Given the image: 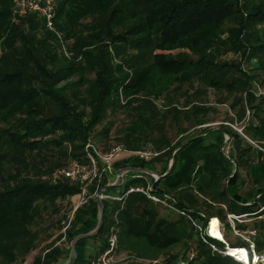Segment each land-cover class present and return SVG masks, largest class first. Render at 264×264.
<instances>
[{"label": "trees", "instance_id": "16d2710c", "mask_svg": "<svg viewBox=\"0 0 264 264\" xmlns=\"http://www.w3.org/2000/svg\"><path fill=\"white\" fill-rule=\"evenodd\" d=\"M131 2L133 6H140V10L130 11L131 4L127 5L123 0L121 3H116V0H58L55 29H63L67 24H77L81 19L96 14V20L91 25L94 31L85 37L78 36L73 43L75 52L83 53L89 58L94 57L90 65L94 68L93 100L86 114L66 97L64 92L67 83L58 86L80 71L82 65L75 62L59 65V52L46 43V37L55 38L53 32L46 29L34 16L14 19L10 1L0 0V120L5 124L0 128L1 149L11 147L14 150L41 153L46 147L53 145L58 149L70 148V158L81 159L89 132L105 111L116 105L114 96L119 90L127 95L128 104L138 100L141 92L159 96L160 91L154 85L156 72L163 76H173L178 82L174 88H178L179 83L186 81L193 73L211 87L224 88L231 94L242 87L247 91L246 103L251 102L253 95L248 89L253 76L243 71L240 63H218L214 59L216 54L228 50L241 52L243 56L247 51L264 49V39L256 29L257 24L264 22V0ZM123 13L132 15L134 22L123 30H117V19ZM41 26L46 29L47 35L38 39L35 37L36 31ZM225 33L227 35L222 37ZM108 44L126 45L142 52L137 57L138 64H129V67L134 65L130 77L127 78V74L123 77L114 76ZM95 46L98 48L95 50L98 52L96 57L91 54L90 49ZM178 49L194 51L199 54V58L193 60L174 52ZM148 50L149 61L145 63L143 61L147 58L142 54ZM230 69L240 72L241 77L223 79ZM238 100L243 99L240 97L236 102ZM262 102L264 97L259 98L258 104ZM139 104L153 107L148 99H141ZM258 104L254 105L256 111L259 110ZM199 110V107H195L193 113L197 114ZM246 130L252 131L257 137H264V119H259L256 125ZM225 134L231 139L235 138L236 133L223 127L207 131L205 127L179 139L166 149H157L161 153L155 158L167 154L165 164L159 170L136 158L119 160L115 165L139 166L163 173L171 151L181 142L190 139L176 148L172 155V165L162 178L154 182L150 177L152 190L157 194L170 196L178 207L187 209L194 219L200 220L202 227L212 216H217L223 224L229 226L224 223L229 212L252 217L261 212L260 207L264 204V163L257 159L249 167L248 175L253 186L251 195L239 193V174L235 165L243 160L241 156L247 147L241 148L240 157H234L231 152L225 154L221 149ZM135 145L128 141L130 148L136 149ZM128 174L134 179L126 182L127 185L124 180L120 186L123 189L130 186L132 180H139L136 184L144 183L141 177L146 174ZM76 191V184L65 179L53 184L22 178L18 171L6 174L0 185V264H14L34 249L38 231L31 230L29 224L34 218L38 202L65 198ZM194 193L209 196L208 200L224 204L226 211L220 208L214 214H206L200 208L193 207L191 203L196 200ZM188 194L194 196L193 202L187 198ZM101 200L103 224L96 235L76 241L74 264H86L92 257L88 252L89 239L104 237L98 251L108 245V226L111 222V219L108 220L109 209L112 205L116 209L119 204L117 201ZM152 204L154 203L141 193L133 192L128 195L118 212V244L123 237L146 240L155 250H164L179 243L180 235L169 230L172 223L158 217ZM97 212L96 199L88 200L75 211L71 222L73 225L66 231L69 241L75 235L86 233L95 227ZM179 216L181 220L185 217ZM188 222L190 223L189 220ZM261 223L264 227V221ZM223 237L227 239L225 232ZM206 239L220 247L224 246L222 242L210 237ZM245 244L243 241L237 245ZM228 245L237 246L236 243ZM255 245L258 253L263 250L260 238H255ZM60 254V250L54 246L43 258L41 255L35 257L32 264H49L51 260L56 261ZM182 259L185 264H242L228 255L212 251L202 237L196 242L192 257L183 256ZM176 262L177 254H170L159 264Z\"/></svg>", "mask_w": 264, "mask_h": 264}, {"label": "rangeland", "instance_id": "374dc122", "mask_svg": "<svg viewBox=\"0 0 264 264\" xmlns=\"http://www.w3.org/2000/svg\"><path fill=\"white\" fill-rule=\"evenodd\" d=\"M121 1L116 0V3H121ZM123 1H126L127 5L132 3V0ZM129 10H140V6H133L131 4ZM95 16L96 14H93L92 16L81 19L77 24H67L63 29H55V32L52 31L55 38L46 37V43L60 54L59 65H67L71 62L82 65L80 71L59 83L58 86L67 83L64 92L66 97L78 110L84 111L86 114H88L93 100L92 85L94 81V68H91L90 65L94 57L89 58L83 53L75 52L73 50V43L78 36L85 37L94 31L91 25L96 20ZM117 21V30H123L134 22V18L129 13H123L119 15ZM256 29L260 31L264 39V22L257 24ZM46 35V29L41 26L36 31L35 37L43 39ZM226 35L227 33L223 34L222 37ZM108 45L111 65L114 68V76L123 77L127 74L126 77H130L134 65L129 67V64H138L139 58L137 57L142 52L126 45ZM90 49L91 54L96 57L98 52L95 50H98V48L95 46L94 48L90 47ZM174 52H178L193 60L199 58L198 53L188 49H178ZM149 54L150 51L148 50L142 56L148 59ZM147 59L143 62L147 63L149 61ZM214 60L218 63H240L242 70L248 75L253 76V79L249 83V88L256 84L260 86L264 85V49L250 50L243 56L241 52L228 50L216 54ZM94 67L96 68V66ZM154 75V85L157 91H160L159 96L141 92L138 94V100H134L132 104H128L126 102L127 95L122 90H119L114 96L116 105L105 111L100 120L92 127L88 137L104 152L116 146L132 149L128 146V141L135 143L136 149L152 148L157 150L166 149L179 139L198 132L205 127H223L230 129L231 132L236 133L235 138L232 139L234 142L229 138L225 142L223 150L225 154L231 152L234 157H240L239 149L247 147L244 155L241 156L243 160L238 165H235V169H237L239 174L237 183L239 193L244 196H250L253 191V186L248 175V170L257 159H260L262 163L264 162V152L248 144L249 142L247 143L238 130L248 135L249 130L246 129L256 124L259 119H264V102L258 104L259 98L255 96H253L251 102H247L246 104H244L243 100L236 102V99L243 96L244 88L238 87L231 94L224 88L216 89L211 87L194 73L190 74L186 81L179 83L178 88H174L178 82L173 79V76H163L158 72L154 73ZM238 77H241V73L230 69L223 76V79ZM141 99H148L153 107L141 106L139 104ZM255 104H258L257 107L259 110L257 111L254 110ZM249 105H252V107H249ZM195 107H199L200 109L197 114L195 112L193 113ZM246 108H248L249 112H246ZM4 126L5 124L0 120V128ZM250 138L264 148V137L260 136L255 138L252 136ZM2 152L5 154H2ZM0 155H2L0 157V185L3 183L6 174H13L16 171L20 173L22 178H32L35 181H49V177L54 169L67 166L73 159L69 156L70 148L66 149L64 147L58 149L53 145H49L41 153L29 152L27 150H14L11 147L5 149L0 148ZM166 155L164 153L159 158H152L147 160L150 162L145 161V163H149L159 170L165 164ZM136 159L139 161V158ZM117 168L119 166L114 165L112 172L109 174L110 178L115 177ZM131 179L134 178L127 174L125 176V183ZM141 179L145 184L151 180L148 175H142ZM136 182H139V180H132L131 185L136 184ZM262 186L264 187L263 181ZM114 191H118L117 187L108 189L109 193ZM194 195L196 196L195 202H193L194 196L192 194H188L187 198L191 200L190 202H193L191 203L193 207L200 208L204 213L214 214L220 208L226 211L224 204L208 200L210 199L209 196L199 193H194ZM73 201L74 195H69L65 198H57L54 201L47 200L38 202L34 218L29 224L31 230L38 231V239L35 247L23 259L18 260L14 264H32L35 257L38 255L42 256L43 251L51 249L54 246L64 252L63 260L67 258L69 255L70 241L67 234L65 238H62V229L67 224L68 216L73 208ZM112 206L109 209L108 220L112 218V213L115 210V207ZM152 208L158 217L165 219L167 223L173 224L169 225L171 226L169 230L175 235H180L179 243L164 250H155L146 240L123 237L119 241L116 257L120 263L124 264H151L153 260H156L159 264L166 255L177 254V262L175 264H185L182 257H192L195 253L196 242L201 237L207 236L202 231L192 227L185 217L181 220L179 214L171 209L155 203L152 204ZM213 217L218 219L217 216ZM73 219L74 215L71 222H73ZM71 222L65 232L73 225ZM197 222L199 223L200 220H197ZM235 223L238 226L233 230L232 227L222 224L219 221V228L221 229L223 227V232L227 234L225 241L228 244L236 243L237 245L242 243L250 235L249 233L254 230L257 233L255 238H260L263 229L261 220H258L256 217L245 216L239 218ZM103 238L96 237L88 240L87 244L89 248L95 250L92 256L100 252L98 249ZM205 241H207L206 238ZM258 255L257 262L250 264H264V249ZM49 264H58V262L51 260Z\"/></svg>", "mask_w": 264, "mask_h": 264}, {"label": "built area", "instance_id": "2783aa9c", "mask_svg": "<svg viewBox=\"0 0 264 264\" xmlns=\"http://www.w3.org/2000/svg\"><path fill=\"white\" fill-rule=\"evenodd\" d=\"M11 3V15L14 19L16 18H26L28 16H34L36 19L40 20L44 27L48 30L55 32L54 19L56 14V7L58 4V0H9ZM253 96L260 98L264 97V85H255L251 86L248 89ZM244 104H246L247 99V91L243 92L242 96ZM246 112L248 108H246ZM241 136L249 142L251 145L257 147L258 149L264 152V148L259 146L256 141L251 139L248 135L242 133L238 130ZM82 158L81 159H73L70 163L65 167H59L53 170L49 177V182L55 184L60 180H67L76 184L77 191L73 194V208L68 216L67 224L63 227L62 238H65L66 232L65 230L68 228L75 211L86 204L90 199H96L99 197L101 199H107L109 201H117L119 203L118 208L114 210L112 213L111 222L108 226V235L107 241L108 245L105 249L100 251L97 255L89 258L86 264H124L120 263L118 258L116 257V251L118 247V212L123 207L124 202L129 194L133 192L141 193L145 195L149 200H151L155 204H160L172 211L177 212L178 214L185 216L192 226L195 229H198L204 233L205 236L215 239L223 243V247L218 246L215 242L205 241L206 237H202V239L208 243L212 251L220 253L222 255H228L234 260L242 263V264H250L255 263L258 260V252L256 250L255 245V236L257 235L256 231H251L244 242L245 245H237L235 247H243L246 253V257L241 259L238 255L232 254L229 250L234 247H229L228 243L223 239L213 237L209 235L208 225L210 219L204 227L201 226L197 222L196 219L189 214L187 209H183L178 207L173 199L168 195H160L150 188L151 182L146 184H134L130 185L127 188L123 189L118 193H109L108 190L105 192L98 193V188L102 183H105L107 178H110L109 174L112 172V169L115 163L119 160L128 159V158H139L140 160H150L152 158L157 157L161 151H157L152 148L145 149H127L122 146H116L110 149L109 151H101L95 143L88 137L84 142L82 148ZM139 176V175H136ZM93 188V189H92ZM226 208V207H225ZM261 212H259L256 217L258 220L264 221V204L260 207ZM248 216L246 214H234L227 213L225 223L236 229L237 225L235 222L238 221L239 218ZM218 218V217H217ZM219 219V218H218ZM220 221V220H219ZM218 221V228H219ZM223 224V223H222ZM222 236H223V227L219 228ZM260 240L264 247V227L262 229V233L260 234ZM264 249V248H263ZM49 249H46L42 253V258L44 254ZM257 254V255H256ZM256 259V261H255ZM250 261V263H249ZM151 264H157L156 260L151 261Z\"/></svg>", "mask_w": 264, "mask_h": 264}, {"label": "water", "instance_id": "95a60500", "mask_svg": "<svg viewBox=\"0 0 264 264\" xmlns=\"http://www.w3.org/2000/svg\"><path fill=\"white\" fill-rule=\"evenodd\" d=\"M214 128H218V127H208L207 131L210 129H214ZM225 137L226 138L224 139L223 145L221 147L222 150H223L225 142L228 141V139L230 138V136L228 134H225ZM189 141H190V139H187V140L181 142V144L179 146L184 145L185 143H187ZM179 146H177V147H179ZM176 148H174L171 151V154L167 160L166 170L163 173H159L155 170L148 169L145 167L121 166V167L117 168L116 175L114 178H107L106 182L99 186L98 193L107 191L109 188H112V187L122 186L124 183V180H125V176L130 172H138V173L146 174V175L150 176L154 182H156L158 179L162 178L169 171V169L172 165V155H173L174 151L176 150ZM150 188L153 189V183H151ZM96 201H97L98 212H97V222H96L95 227L86 233H79V234L75 235L70 240L69 255L67 256V258L65 260H63L59 264H74L75 260H76V250H75L76 241L80 238H83V237H91V236L96 235L97 232L99 231V229L101 228V226L103 224V205H102L101 198L96 197Z\"/></svg>", "mask_w": 264, "mask_h": 264}, {"label": "bare ground", "instance_id": "6f19581e", "mask_svg": "<svg viewBox=\"0 0 264 264\" xmlns=\"http://www.w3.org/2000/svg\"><path fill=\"white\" fill-rule=\"evenodd\" d=\"M208 232L210 236L217 237L223 239V236L218 228V219L215 217L211 218L208 225ZM232 254L238 255L239 258L243 259L246 257L245 250L243 247H234L229 250ZM264 260V258H263ZM256 261V259H255ZM250 263V261H249Z\"/></svg>", "mask_w": 264, "mask_h": 264}, {"label": "crops", "instance_id": "0c3cea01", "mask_svg": "<svg viewBox=\"0 0 264 264\" xmlns=\"http://www.w3.org/2000/svg\"><path fill=\"white\" fill-rule=\"evenodd\" d=\"M257 124V123H256ZM256 124H254V125H256ZM248 136L249 137H252V136H254L255 138H257V136H255L254 135V133L252 132V131H249V134H248ZM232 139H234V138H231V140ZM233 142H234V140H232ZM248 143V142H247ZM248 144H250V143H248ZM245 146V145H244ZM242 147V146H241ZM239 150H241V149H239ZM264 163V162H263ZM263 182H264V179H263ZM117 190L118 191H114V192H112V193H118V192H120L121 190H122V187H117ZM88 248H89V246H88ZM95 250H93L92 248H89V250H88V252L89 253H93ZM60 252H61V254H60V257H58V259L56 260V261H54V262H58V264L60 263V262H62L63 261V256H64V252H62L61 250H60Z\"/></svg>", "mask_w": 264, "mask_h": 264}]
</instances>
